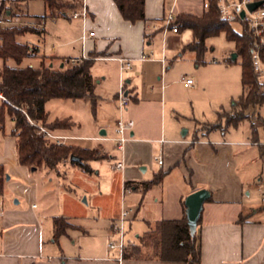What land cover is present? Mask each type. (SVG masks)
Here are the masks:
<instances>
[{
	"label": "crops",
	"instance_id": "1",
	"mask_svg": "<svg viewBox=\"0 0 264 264\" xmlns=\"http://www.w3.org/2000/svg\"><path fill=\"white\" fill-rule=\"evenodd\" d=\"M3 1L0 0V7ZM30 1L32 0L21 1L28 17L35 16L28 11ZM42 1L46 15L48 8L45 1ZM167 2L146 0V18L131 22L123 18L114 0H87L89 16L86 27L96 34L87 40L85 46L80 35L82 56L83 52L97 53V57L107 58H98L95 62L111 61L118 64L120 86L124 81L128 97V105L123 111L119 110L122 117L124 115L138 121V124L134 121V127L129 132L133 139L126 141L123 150L118 148L115 139L117 122L110 128L104 125L99 126L100 130L93 129L88 134V139H84L75 132L79 125L72 116L51 118L47 106L53 99L46 103L49 122L64 118L74 121L69 129L52 130L70 136L65 144L97 149L103 154L102 158L90 161L93 170L90 173L82 171L71 162L62 168L60 175L45 170L50 183L53 181L52 176L68 179L71 168L81 172L88 182H96L93 180L94 163L111 157L115 159L114 164L124 161L125 166L120 169L122 172L117 179L116 189H111V195L107 193L111 200L100 191L101 198H107L105 211L102 212H105L103 215L109 225H105L101 233H92L93 230L90 229L93 228L86 229L73 222L69 212L62 210L52 215V221L58 216H64L74 226L57 239L54 237V229L51 230L50 227L47 234L50 238H47L44 208L34 202L38 199L39 187L33 174L39 169L32 170L21 165L17 156L16 138L12 134H3L0 165H9L6 170L10 178L6 181L4 194H0V264H187L161 258L146 235L160 221L183 218L187 210L186 197L199 189H206L211 194L205 201L196 230L201 246L200 264H264V202L257 204L252 196L253 191L260 192L259 183L264 178V153L260 145L249 143L256 141V138L261 139L257 128L253 127L251 138L239 140L226 138L231 127L226 131L216 129L210 132L198 127L190 134L189 130L182 133L180 128L173 125L164 124L158 131L155 127L141 126L139 123L141 116L151 112L153 103L159 102L165 109V90L169 86L164 77L171 68L172 61H168L164 70L159 58L169 51L180 55L196 54L194 51L184 50L193 39L192 30L165 31L163 24ZM204 10L203 3L201 12L191 13L202 15ZM61 17L75 19L72 18L70 9L64 11L63 15L50 18L56 20ZM46 21L40 24L44 31L47 30ZM187 31L189 33H185ZM57 48L58 44L53 43L52 50ZM37 52L41 56L55 57L54 63L64 58H80L41 54L39 48ZM151 53L152 58L140 60L142 55ZM117 57L132 59V69L121 72ZM39 58L41 62V57ZM2 63L4 65V60ZM93 76L97 87V77ZM120 86L113 100L117 103V108ZM191 87H195V83ZM131 102L134 104L131 105ZM96 122L100 123L98 120ZM4 128L0 126V130L3 131ZM116 149L121 151L120 157L114 154ZM157 149L163 158V163L157 162L161 165L160 169L149 166L144 158L148 150L154 152ZM142 164L147 167L140 169ZM160 170L165 172L161 182L146 189L145 182L152 180ZM174 170H179L176 176ZM127 181L132 184L133 188L130 190H126ZM96 184L99 190L100 185L98 182ZM15 196H20L21 201L23 198L34 201L30 207H25L19 200L12 202ZM84 201H87L86 197ZM126 201L130 202L128 231L130 229L131 234L128 233L125 254L120 262L117 251L111 250L108 242L113 237V221L119 216ZM83 235H88V241L82 240Z\"/></svg>",
	"mask_w": 264,
	"mask_h": 264
},
{
	"label": "rangeland",
	"instance_id": "2",
	"mask_svg": "<svg viewBox=\"0 0 264 264\" xmlns=\"http://www.w3.org/2000/svg\"><path fill=\"white\" fill-rule=\"evenodd\" d=\"M167 1L166 15L170 13L172 8H174L175 16L186 12L198 13L203 10L204 0ZM7 6H11L14 15L19 16L7 17L4 10L0 13V18L3 19L1 22L3 26L42 29L39 21L34 16H27L28 14L21 2L10 1L7 2ZM28 11L30 15H44L46 12L44 2L42 0L30 1ZM46 20L47 30L42 33L26 32L17 37L18 41L34 47L37 45L41 54L81 58L82 50L79 37L84 32L83 21L66 17H61L56 20L48 17ZM234 28L237 32H242L243 25L235 22ZM185 33L189 32L187 31ZM53 43L58 44L56 50H52ZM206 45L207 50L202 59H199L196 54L192 55L187 53L180 55V53L172 51L165 53L167 60L172 61L171 68L164 77L165 82L169 86L165 90V109L163 110L159 102L153 103L151 112L144 115V117L141 116V120H139L141 126L155 127L159 131L164 124L166 126L173 125L180 128L182 133L189 130L190 134H193L198 127L208 132L211 127L210 124L216 123L217 121L222 126H225V123H227V119L224 117L225 113L232 110L234 102L244 93L242 84V58L238 56L236 59H233V54L237 53L236 42L228 38L226 31L207 38ZM38 56L41 57L36 52L34 56L26 57L22 65L39 66L40 58ZM156 57L157 55L155 54L154 58ZM2 62L3 60L0 57V69L3 65ZM9 62L15 65L14 60L10 59ZM59 63V61H56L55 65ZM92 71L98 80V85L95 90L97 95L95 104L90 98L76 100L53 99L47 106L51 118L67 115L72 116L79 125L75 132L80 134L84 139H88V134L93 129L100 130L99 126L104 125L110 128L115 122L118 123V120L122 117L119 108L116 106L117 103L113 102L120 86L118 64L111 61H97L94 63ZM183 75L193 77L195 87H185L180 82ZM130 104L133 105L134 102ZM248 113H250L249 116L237 128L233 126L230 128V134L227 135V139L237 138L239 140H246V138H251L254 126L258 130L260 140L264 139V126L262 124L264 105L258 106L256 109H250ZM123 117L125 120L131 119L124 115ZM96 120L100 123L96 122ZM135 122L138 124L137 120ZM97 123L98 126L96 125ZM4 127L3 131L0 130V152L3 149V134L10 135L14 127V122L10 117L6 118ZM105 144L115 145V143ZM97 154L99 158L103 157V154L99 153V151ZM114 154L120 157L121 151L116 149ZM159 154V149L154 152L148 150L144 154V158L147 160L149 166L151 165L155 169H160L161 165H158L156 161V156ZM114 162L115 159L111 157L94 163L95 173L93 180L96 182H88V179L83 177L81 172H76L71 168L68 173V179L63 180L58 176H50L51 179L53 178V181L50 183L49 177L45 176V170L39 169L33 174L38 181V199L36 201H28L23 198V201H21L20 196H15L12 202L15 203L19 200L22 202V206L30 207L34 201L42 209L44 208V225L47 238H50L47 235L50 227L52 228L51 230L54 229L52 215L58 214L62 210L69 212L70 219L73 222L85 226L86 229L89 227L93 228L90 229L93 230L92 233H101L103 227L109 225V221L103 215L105 212H102L105 211L104 207L107 205V198L105 196V199H102L100 191L104 195H108L107 193L111 195V189H116L117 179L122 172L121 170H114L111 167ZM143 167H147V165L142 164L140 169ZM5 168L8 169L9 165ZM178 171L174 170V176L177 175ZM97 182L100 185L99 190L97 187L98 184H96ZM166 183L167 185L169 184L168 182ZM252 196L257 204H263L260 192L253 191ZM85 197L87 201H84ZM108 199L111 200V196L108 195ZM102 207L103 210H101ZM124 207L129 209L130 202L126 201ZM69 223L71 226H74L71 221ZM128 233L129 235L131 234L130 229L127 232V237ZM83 236L84 238L82 240L88 241V235Z\"/></svg>",
	"mask_w": 264,
	"mask_h": 264
},
{
	"label": "trees",
	"instance_id": "3",
	"mask_svg": "<svg viewBox=\"0 0 264 264\" xmlns=\"http://www.w3.org/2000/svg\"><path fill=\"white\" fill-rule=\"evenodd\" d=\"M10 1L28 0H4L0 13L5 10L7 17H15ZM48 8L46 15H36L34 18L42 24L48 17H57L64 11L77 6V4L65 0H44ZM124 19L136 22L146 18V0H114ZM209 8L202 15L181 13L170 28L176 27L178 31L192 30L193 39L184 50L194 51L199 59H202L206 50V40L209 37L219 35L226 31L228 38L236 42L237 54L241 56L242 84L244 93L234 102L231 111L225 113L227 119L225 126L219 121L211 123L208 132L216 129L226 131L232 126H238L250 113L248 110L256 109L264 105V76L256 71L253 62L252 49L256 37L248 25H243L242 32L234 28V21L222 18L219 9V0H208ZM7 6V7H6ZM9 14V15H8ZM1 17V15H0ZM0 18V57L4 65L0 70V92L6 100L0 99V126L4 127L6 118L10 117L14 122L11 134L16 138L18 161L21 165L32 169H44L47 172L61 174L62 168L72 163L86 173L92 172L90 161L99 159L98 150L90 149L74 144H58L39 132V124L51 130L69 129L74 125L70 118L48 121L46 103L51 99H82L90 98L96 103V80L92 74L97 53H90L89 58H78L75 63L70 58L60 60L55 65V57L41 56L39 66H23L26 57L34 56L37 47L18 41L17 37L26 32L42 33L44 29H31L20 26H3ZM264 60V44L261 48ZM14 60L15 65L9 64ZM48 60V61H47ZM264 126V118L262 119ZM256 141L258 138L255 139ZM264 149V145L261 146ZM79 160H72V156ZM165 172L158 171L154 178L145 182V188L161 182ZM8 172L5 166L0 165V194L5 192ZM126 188H133L130 181ZM200 220V218H199ZM198 220V223H199ZM72 227L68 219L58 216L54 219V237L57 239ZM155 248V252L163 259L183 261L187 264H200L201 246L197 231L193 232L187 216L183 218L160 221L146 235Z\"/></svg>",
	"mask_w": 264,
	"mask_h": 264
},
{
	"label": "built area",
	"instance_id": "4",
	"mask_svg": "<svg viewBox=\"0 0 264 264\" xmlns=\"http://www.w3.org/2000/svg\"><path fill=\"white\" fill-rule=\"evenodd\" d=\"M260 1V0H219V9L222 15V18L229 21L234 22H244L248 25L250 30L253 32L254 36L256 37L255 45L252 49L253 53V62L256 71L261 73L264 76V60L262 57L261 48L264 44V0L263 2L257 6L254 10H250L249 5L253 2ZM70 2L77 4L76 7L71 8V16L75 19H82L84 22V32L81 36L83 46H85L87 40L93 36H95V31L92 29H88L86 27V23L89 16V10L87 6V0H70ZM204 8H209V1L204 0ZM245 11V16L242 17V12ZM176 20V16L174 14L173 8L171 9L170 13L166 15L164 21V29L167 31L171 29L174 32H178L176 27L170 28V25ZM153 57V54H144L140 57V60H146ZM82 58H89V54L83 52ZM103 58L106 59L107 57H95V59ZM118 61L120 62L121 72L127 71L132 69V59L125 58V57H117ZM78 58H70L71 63H75ZM161 61L163 63L164 70L167 67L168 60L167 57L164 55L161 57ZM181 82L184 84L185 87H191L194 85L195 80L193 77H187L183 75L181 77ZM0 99L6 100L4 94L0 92ZM118 100H119V109L123 111L125 107L128 105V97L126 95V91L124 88V81L121 82L120 90L118 92ZM134 120H125L124 117H121L117 123V137L115 138L118 142V148L120 150L124 149V144L126 141L133 139V137L129 134V132L134 127ZM39 132L43 134L49 140L58 143V144H65L66 140L70 138L68 135L58 134L52 131L51 129L47 128L39 124ZM250 144L255 145H264L263 140H257L253 142H249ZM156 161L161 164L163 163L162 155L156 156ZM125 163L123 160L116 162L113 165L114 169L120 170L123 169ZM259 189L262 195V201L264 202V179L260 180ZM130 188H126V190H130ZM131 218V209H127L125 207L122 208L119 216L113 221L112 224V234L113 237L110 238L108 242V246L111 250H115L118 253V260L121 262L127 245V232H128V222Z\"/></svg>",
	"mask_w": 264,
	"mask_h": 264
},
{
	"label": "water",
	"instance_id": "5",
	"mask_svg": "<svg viewBox=\"0 0 264 264\" xmlns=\"http://www.w3.org/2000/svg\"><path fill=\"white\" fill-rule=\"evenodd\" d=\"M263 1H256L249 5L250 10H254L257 6H259ZM242 17L245 16V11L241 14ZM238 57L237 53L233 54V59H236ZM72 160H79V157L72 156ZM36 167H33L32 170H36ZM10 178V175H7V179ZM211 194L206 189H199L194 191L193 193L189 194L186 197L185 204L187 207V216L188 221L190 224V227L193 232H196L197 226H198V220L201 216L202 210H203V204L206 200L210 198Z\"/></svg>",
	"mask_w": 264,
	"mask_h": 264
}]
</instances>
